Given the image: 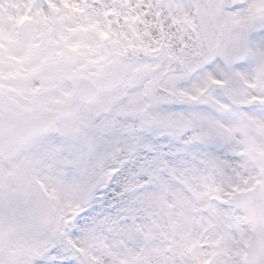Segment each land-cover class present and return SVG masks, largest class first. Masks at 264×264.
<instances>
[{"label": "snow or ice", "instance_id": "snow-or-ice-1", "mask_svg": "<svg viewBox=\"0 0 264 264\" xmlns=\"http://www.w3.org/2000/svg\"><path fill=\"white\" fill-rule=\"evenodd\" d=\"M0 264H264V0H0Z\"/></svg>", "mask_w": 264, "mask_h": 264}]
</instances>
